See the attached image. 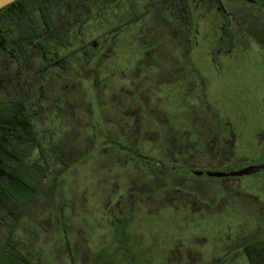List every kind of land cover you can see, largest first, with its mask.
<instances>
[{"label": "rangeland", "instance_id": "obj_1", "mask_svg": "<svg viewBox=\"0 0 264 264\" xmlns=\"http://www.w3.org/2000/svg\"><path fill=\"white\" fill-rule=\"evenodd\" d=\"M92 1L79 30L69 28L56 48L50 46L56 62L35 74L45 98L39 109L33 107V122L51 166L26 213L0 212V264L10 261L9 248L22 252L29 264L264 259V173L204 175L191 183L179 166L183 156L176 153L191 146L194 151L185 147L184 156L196 155L205 147L202 140L218 143L223 136L212 124L188 126L194 117L215 115L216 128L227 113L243 134L225 168L260 159L261 59L240 57L237 50L211 53V37L203 39L210 24L200 29L196 45L194 25L179 37L174 35L178 26L160 36L162 26L153 25V40H146L145 13L136 23L119 25L115 0ZM146 1H132L137 14ZM38 58L40 68L45 62ZM169 69L185 78L178 81L181 74L165 73ZM61 155L67 166L58 174ZM37 156L34 151L30 159ZM196 158L208 166L204 159L211 154L205 150Z\"/></svg>", "mask_w": 264, "mask_h": 264}, {"label": "flooded vegetation", "instance_id": "obj_2", "mask_svg": "<svg viewBox=\"0 0 264 264\" xmlns=\"http://www.w3.org/2000/svg\"><path fill=\"white\" fill-rule=\"evenodd\" d=\"M16 1L17 0L11 3ZM132 1L133 0H115L118 9L119 25L136 23L145 13L146 16H149L147 18L149 22L146 21V25H149V28L145 34H143L146 40H153V25L162 26V33L159 34L160 36H168V32L170 31L169 27L178 26L174 32V35L178 37L185 32V27L191 28V26L194 25L196 26L195 34L191 38L194 40L201 34L200 29L207 30V26L210 24L213 27L209 28L207 32H204L203 39L206 38V35L211 37V45H209L211 53L215 55H230L233 50H237L238 53H241L240 57L250 56L249 60L252 54H254L261 59L260 61H262L264 67V0H147L146 5H148V8H146L145 5V9L141 15L137 14L133 8ZM23 3L25 8L21 11L22 17L20 19L15 17L14 19L26 21L28 25L35 27L37 34L31 41L35 43L41 42L43 50L41 52L34 51L31 61L26 59V61L22 60L19 64L23 69H28L29 72H33L32 74H36L42 70L43 72L46 71L45 69L50 68L51 65L56 62L52 57L50 46L56 48V41L64 40V36L68 34L66 32H68L69 28L72 30L77 27L79 30L81 26L80 22L85 20L87 13H89L88 10L94 2L92 0H23ZM129 7L131 10H129ZM5 16L6 23H9L12 28V33L9 34L10 39H14L19 34V28H17L15 22L12 21L11 14H6ZM210 31L211 33H209ZM201 37L203 36L201 35ZM193 42L195 45L197 44V40ZM52 43L54 44L51 45ZM83 48L84 47H82V49ZM56 51L57 50H54L53 53ZM36 56L39 57V62L42 60L45 62H41L43 64L40 68H37L39 64L34 62ZM252 62H254V60H252ZM11 69V71L8 69L7 72H5V70L2 72L3 76H6L7 84L10 86L12 85V87H15L14 85L16 84V87L20 89L30 84L35 86V89L39 87L44 94L43 82L39 75L36 80H32V83H30L27 79H18L15 67H11ZM167 72L180 73L181 75L179 76L180 78L177 79L178 81L185 78L182 71L179 72L169 69L165 73ZM27 77L30 79L29 74ZM220 117L221 124L216 128H214V126L218 122L215 119V115H212L210 119L191 118L192 124L190 123L188 127H195L200 123L201 127L204 128L212 124V130L220 133L221 137L223 136L220 140L221 142L219 141L213 145L211 144L214 141L213 139H209L210 141L204 140V142L202 140L205 147L196 155L187 153V157H185L186 146H183L178 150L179 152H176L183 156L180 158L179 166L182 168L184 179L191 183L197 181V178L200 176H211L209 174H198L199 171H220L228 173L247 166L264 165L263 148V152L258 155L260 159H258L257 162H244L240 167L233 169L225 168V162L233 156L231 151L243 132L239 131L238 127H236V119H231L227 113L222 114ZM240 118L238 122L244 124V119L242 117ZM259 131L260 129L258 133H260ZM218 133L213 134L212 132V135L219 136ZM263 136L264 133H260L261 139ZM187 149L191 150L193 148L190 146ZM205 150L211 154L210 159H204L205 163H212L208 166H205L201 162V159L196 158L197 155L199 156L200 153L205 152ZM193 151L194 149L192 152ZM254 173H264V169L251 174ZM241 176L223 175L211 177L223 179ZM247 259L248 261L251 260L250 257Z\"/></svg>", "mask_w": 264, "mask_h": 264}, {"label": "trees", "instance_id": "obj_3", "mask_svg": "<svg viewBox=\"0 0 264 264\" xmlns=\"http://www.w3.org/2000/svg\"><path fill=\"white\" fill-rule=\"evenodd\" d=\"M23 8V0H17L0 9V66L4 67L5 72L9 67H15L18 79H27L32 83V80H36L35 73L23 69L19 63L26 59L31 61L33 52H41L43 47L41 42L31 41L37 34L34 26L14 19L22 17ZM6 14H11L12 21L19 28V34L14 39L9 36L12 28L6 23ZM2 72L0 71V93L3 92L4 97L0 98V212L19 217L29 209L51 166L33 122L34 110L39 109L40 100L45 96L39 87L35 89L30 84L22 89L17 88L16 84H13L15 87L10 86ZM35 105L36 108H33ZM34 151L38 152V156L30 159ZM42 158L44 163L40 164L39 160ZM58 160L61 164L59 174L66 168L67 162L63 155ZM261 246L264 248V244ZM257 252L260 255V250ZM6 254L10 259L7 264H29L28 257L13 248H9ZM250 261L251 264H264L262 257L256 262L252 259Z\"/></svg>", "mask_w": 264, "mask_h": 264}, {"label": "water", "instance_id": "obj_4", "mask_svg": "<svg viewBox=\"0 0 264 264\" xmlns=\"http://www.w3.org/2000/svg\"><path fill=\"white\" fill-rule=\"evenodd\" d=\"M13 1L15 0H0V9ZM262 169H264V165L247 166L239 170L230 171L228 173H224L220 171H211V172L199 171L198 174H209L211 176H223V175L241 176V175H248L253 172L260 171Z\"/></svg>", "mask_w": 264, "mask_h": 264}]
</instances>
